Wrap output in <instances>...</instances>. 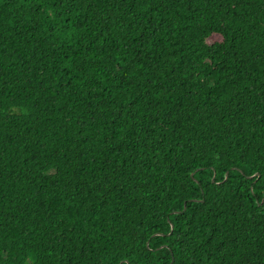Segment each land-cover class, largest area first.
Wrapping results in <instances>:
<instances>
[{"label": "trees", "instance_id": "obj_1", "mask_svg": "<svg viewBox=\"0 0 264 264\" xmlns=\"http://www.w3.org/2000/svg\"><path fill=\"white\" fill-rule=\"evenodd\" d=\"M0 264H264V0H0Z\"/></svg>", "mask_w": 264, "mask_h": 264}]
</instances>
